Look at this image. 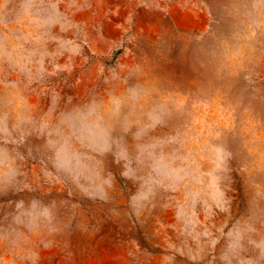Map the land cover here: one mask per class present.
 Returning a JSON list of instances; mask_svg holds the SVG:
<instances>
[{"label": "rangeland", "instance_id": "1", "mask_svg": "<svg viewBox=\"0 0 264 264\" xmlns=\"http://www.w3.org/2000/svg\"><path fill=\"white\" fill-rule=\"evenodd\" d=\"M262 239L264 0H0V264H258Z\"/></svg>", "mask_w": 264, "mask_h": 264}, {"label": "crops", "instance_id": "2", "mask_svg": "<svg viewBox=\"0 0 264 264\" xmlns=\"http://www.w3.org/2000/svg\"><path fill=\"white\" fill-rule=\"evenodd\" d=\"M262 240H264V239H262ZM256 259V258H255ZM257 263L258 264H264V257H259V258H257Z\"/></svg>", "mask_w": 264, "mask_h": 264}]
</instances>
